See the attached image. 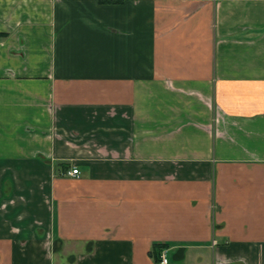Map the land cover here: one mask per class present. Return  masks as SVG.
Here are the masks:
<instances>
[{
  "label": "crops",
  "instance_id": "0c3cea01",
  "mask_svg": "<svg viewBox=\"0 0 264 264\" xmlns=\"http://www.w3.org/2000/svg\"><path fill=\"white\" fill-rule=\"evenodd\" d=\"M162 247L264 264V0H0V264Z\"/></svg>",
  "mask_w": 264,
  "mask_h": 264
},
{
  "label": "built area",
  "instance_id": "2783aa9c",
  "mask_svg": "<svg viewBox=\"0 0 264 264\" xmlns=\"http://www.w3.org/2000/svg\"><path fill=\"white\" fill-rule=\"evenodd\" d=\"M67 173L69 175L76 176L79 174V169L77 167H72L70 170L67 171ZM167 249V247H162L160 249L158 264H170Z\"/></svg>",
  "mask_w": 264,
  "mask_h": 264
}]
</instances>
